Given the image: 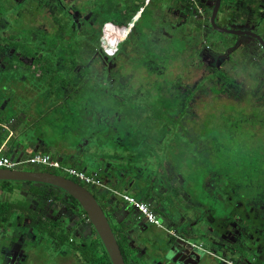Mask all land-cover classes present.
I'll list each match as a JSON object with an SVG mask.
<instances>
[{
    "label": "flooded vegetation",
    "instance_id": "flooded-vegetation-1",
    "mask_svg": "<svg viewBox=\"0 0 264 264\" xmlns=\"http://www.w3.org/2000/svg\"><path fill=\"white\" fill-rule=\"evenodd\" d=\"M17 1H19L18 8L10 10L8 4L5 3L7 8L0 9V36H2L0 37V63L3 62L5 65L13 67L16 65L20 66L34 78L45 76L47 83H49L51 75L54 74V80H60L58 93L52 92L50 86H47L46 83V96L51 98L57 97L55 95L58 94V96L60 95L59 101L61 103L71 97L72 93L78 92L76 87L70 86L69 84H71V82L75 84L83 77H91V79L94 78L97 84L100 82V84L108 85L107 88L103 89L102 87L100 89L98 88V90L104 94L110 93L116 95L114 94L116 92V90H114L115 88H111L113 84L123 89L127 88L124 82H120V78L127 75L128 71L125 65H118L116 60V56L123 43L130 41V39L140 42V45H135V48H133L135 53L138 50L140 55L149 51L147 50L148 45L150 48H153L151 47L152 44L154 46L155 44L163 43L167 47L174 37L172 27L184 24L189 17L193 16L197 18L200 23L197 32L201 30L202 34H208L209 36H195L194 42L190 43V45L187 47H180L178 50V52L180 51V58L187 54L188 59L187 57L186 59L189 64H191L190 60L192 58V61L196 59L205 62L208 68L211 69V72H209L206 77L208 79H222V85L219 91L223 90L222 86L224 85H234L236 90H238V96L231 100H243V102L248 100L251 102L250 115L246 116V119H242V122L236 123L235 126L237 128L242 127L244 130H246L247 127H252L254 136L261 133V130L258 129V131L255 129L259 128L260 125L264 123V44H262L257 37H260L264 43V0H219V6L215 13L216 25L219 28L232 29L236 32L220 31L212 25L211 17L217 0H108V6L109 2L112 3L111 14L113 16L110 19V16L101 19V21L94 26L87 22L84 24L78 23V12L73 9L69 12L67 9L61 8V6L57 4V0H45L44 2H34V0ZM127 6H136L137 10L130 21L124 25H118L114 21L115 15L120 10L125 11ZM1 10H4L6 15H3ZM44 10H48L49 14H44L46 21L42 23L41 20L37 19V16H39L37 13L41 14ZM143 11L150 12L148 20H146L147 12L145 15L141 16ZM37 20H39L38 23L40 25H44V28L36 31ZM146 23L150 24V26L147 27L145 25ZM159 23L171 24L170 29L168 27L160 29ZM99 26L102 28V35L100 38L97 33ZM41 33H46V39L52 36H64L62 41L63 44L55 46L46 45V39L43 40L44 37L39 35ZM223 33L229 36H220ZM48 34H51V36H47ZM178 34L180 36L177 37H186L185 33L182 34V32H179ZM36 35L41 36V39L38 40L34 38ZM89 36L90 38L92 37V40H90ZM109 36L111 39L117 40L113 45H111V40H107ZM212 36L215 37L213 38ZM144 38L145 40L141 42V39ZM19 42L22 44H17ZM114 44L115 48H113ZM35 45H38V47L42 49L40 55L45 57L40 63V66L45 69V73H39L38 77H36L33 71L34 67L32 69L30 68V66L32 67L34 65V62L25 53L29 48L33 50ZM62 46H64V48H61ZM110 46H112V48L107 52L105 47L110 48ZM100 47L104 50L106 58L100 55V51H102ZM192 53L196 57H191ZM137 55L136 53V56ZM59 58L62 59L61 62L58 61ZM88 59L91 60L88 62L90 65H86L85 63ZM157 62V66H155L156 69L165 68L161 66L158 60ZM228 66L231 70H234L233 74L242 75V78H240V80H235L238 76L233 77L231 73L226 70ZM21 68H19V71H22ZM88 68H90L89 72L87 70ZM81 72L86 73V75L84 74V76H82ZM222 73L225 74L222 75ZM229 75L233 77L234 84L223 81L224 76L229 77ZM73 77H75V80H72ZM66 78H69V80L67 81ZM129 79H131V77H129ZM182 81H184L183 77ZM251 81H253V84L250 85ZM60 82L64 84L61 85L62 83ZM186 83L188 87H184L185 85H178L177 88H175L176 90H174L177 92L178 88H182L185 92V94L181 95L182 97L190 95L189 87L194 86V84L188 82V79ZM63 87L68 91H70L72 87V93L68 92V94L65 95L63 93L64 91L60 92V89ZM162 87L163 84L160 83L158 88ZM244 89H248L249 93L251 92L247 97L245 93L246 90L242 92ZM219 91L215 94L218 95ZM134 92L138 93L139 88L135 87ZM178 92L177 94L179 96L180 92ZM195 92L196 91L190 95L193 101L194 99L196 100V97H194ZM203 93L199 94L198 97L200 95L205 96ZM29 104H34V101H29ZM52 104L53 107L47 108L46 114H61L52 112V110L58 106L54 105V103ZM158 109L160 108H156L155 110ZM70 111L73 110L70 109ZM256 111H260L261 114L259 115ZM68 113L70 112L68 111ZM188 120V123L192 122V119L188 118ZM187 138L190 137L188 136ZM48 155L51 158L57 159L50 154ZM163 158L166 159L162 168L164 176L171 181L172 185L169 186L171 187V191H174L164 194L162 199L165 201V206L156 205L155 202H153L154 200L152 201L154 203L153 205L148 199L139 200L133 197L147 204L148 209L156 221V223L150 222L144 215L139 213L138 209L134 206L140 214V224H143V228H147V231H141L139 234L141 242L148 246L145 250V259L139 260L136 253L124 246L119 231L111 222L104 204L97 195L92 192L100 203L112 227L125 264H175L170 261V259H165L160 252V238L167 232L185 234L188 238L194 239L200 249L203 250V254H201V259L199 261L197 259L192 260L189 261L188 264H216L213 262L214 256L212 252H216L221 256L222 254H226L228 250L232 251L240 248L243 242L249 240L248 220L245 219L247 215L244 210H251V208L264 205V192H259L260 189L258 188H253V190L249 185V187L244 188V190L251 192V194H247L246 192H235L236 189L234 188H232L234 192L230 194V192L226 191V184L229 181H221L218 186L219 190L223 191L220 194H224L225 201L224 203H220L219 207L225 214H219V216H217V208H214V205L209 204L204 207L203 203L205 202L201 201L198 196L186 192L188 187L186 183L189 182L180 183L178 185V190L173 187L174 183L178 184L174 182L177 180L172 176L171 164L167 160L166 155H163ZM182 158L185 161L187 160V157ZM57 160L63 164L59 159ZM41 167L42 166L37 165H23L19 168L39 169ZM168 167H170V170ZM58 174L65 175L78 181L74 177L63 172ZM91 176L99 180L100 184L97 185L105 186L97 175L94 174ZM211 181L208 180V183H212ZM83 185L87 187L89 184ZM108 189L111 191L113 190L109 187ZM52 191L54 192L53 196L48 199L32 195L29 192L33 197L42 200V204H40V206H34L30 201L23 199L22 202L27 203L30 212L25 214L14 209L16 212L11 216V219L3 226L0 223V256L21 260L26 254L24 249L26 250L28 247H41L46 244L47 240H50V242H47V245L50 247L52 245L54 249H63V254L65 253L69 258L73 257L72 255L75 254L77 259L81 260L83 264H91L85 259L84 249L87 250L88 247H90L96 251V254L97 251H100L101 254L103 253L100 246L97 244L94 245V240L99 239V237L88 220L86 213H82V208L75 206L71 199L67 197V192L64 190L53 186ZM113 191L115 193L118 192L116 190ZM5 193L2 191V194ZM26 193L28 192H20L23 198L26 197ZM20 194H18V196ZM222 195L219 198H221ZM239 197L247 198L243 205H237V198ZM49 201L52 203L49 204ZM57 202H61L62 204L58 203L54 206L57 210L52 213V211H49V207ZM32 212L39 216L43 214L42 218H46V222L40 225L37 221H32ZM211 215L212 219L209 218ZM202 225H205V228L201 230ZM56 226L57 231L55 235H51L49 229ZM24 229H26L25 232H23ZM78 230H81L82 233L80 239L77 237V235H79ZM156 230H160L161 233L164 231L165 233L158 236L155 234ZM243 231H246V234L243 233ZM65 233L68 235H62ZM150 235H152L151 238L149 237ZM217 236L219 237L218 240L215 238ZM128 237H130V234ZM260 238L261 236L259 239ZM32 239L35 241V244H33ZM101 244L106 251L102 242ZM67 249L69 251H67ZM230 257L235 259L231 254ZM109 261L111 263L110 258ZM16 263L17 261H14V264ZM93 264L96 263L94 262Z\"/></svg>",
    "mask_w": 264,
    "mask_h": 264
},
{
    "label": "rangeland",
    "instance_id": "rangeland-1",
    "mask_svg": "<svg viewBox=\"0 0 264 264\" xmlns=\"http://www.w3.org/2000/svg\"><path fill=\"white\" fill-rule=\"evenodd\" d=\"M36 1L44 2L45 0H34V2ZM57 4L60 5L61 8L67 9L69 12L72 9L78 12V23L81 24L87 22L94 26L101 21V19H105L108 16H110V19L113 16L111 14L112 3L109 2L108 6V0H57ZM1 11L3 15H6L4 10ZM45 13L47 15L49 11L44 10L41 14L37 13V15H39L37 19L41 20L42 23L46 21ZM148 19L149 15H146V20ZM39 20H37L36 23V31L44 28V25L38 23ZM170 26L171 24L159 23L160 29L167 27L170 29ZM199 26L200 23L197 18L193 16L189 17L184 24L172 27L174 37L167 47L163 43L155 44L154 46L152 44L151 47L154 49L150 48L148 45L147 50L149 51L142 55L139 54L140 52L138 53V50L136 51L138 54L137 56L134 50L131 52L129 51L135 48V45H140V42L130 39V41L123 43L116 56V60L118 65H125L128 71L127 75L120 78V82H124L127 88L123 89L113 84L111 88H115L114 90H116V92L114 94H116V96L118 95L119 99L109 96L108 101H106L105 94L99 91L98 88L100 89L103 87V89H105L108 85L100 84V82L98 86L92 85L91 91H94L93 96L95 97V101L92 103L86 101L83 107H88L84 110L92 108L98 111L99 109L105 108V105H109L108 108L111 109V104H113V109L116 112L124 109H126L125 111L127 112H149L152 110L154 111L156 108H160L164 115L162 116L163 118L160 117L158 119L157 122L159 126L153 135L154 139L157 140V148L162 144L164 145L165 141L169 143L176 141L184 145L185 149H179L177 155L187 157V160L184 162L190 164L188 169L193 170L191 174L192 177L194 176V179L189 181L186 192L198 196L201 201L205 202L203 203L204 207L209 204L214 205L213 207L217 208V216H219V214H225L219 207L220 203H224L225 201L224 194H220L223 191H220L218 186L221 181H229L226 184V191L230 192V194L234 192L232 188L236 189L235 192H246L247 194H251V192L244 190V188H248L249 185L252 189L258 188L260 189L259 192H264V123L261 124L259 128L255 129L261 130V133L255 136L252 132V127H247L246 130L242 127L237 128L235 126L236 123L242 122V119L244 120L246 116L250 115L251 102L248 100H245L246 102H243V100H231L238 96V90H236V87L232 84L222 86L223 90L219 91L222 85V79H208L206 76L211 72V69L208 68L205 62L196 59L192 61V58L190 60L191 64H189L187 61V54L180 58V51L178 52L180 47H187L190 45V43L194 42L195 36H209L208 34H202L201 30L197 32ZM179 32H182V34L185 33L186 37H177L180 36L178 34ZM97 33L100 38L102 35L101 26L98 27ZM39 35L44 37L43 40L46 39V33H41ZM47 36H51V34ZM220 36L229 35L223 33ZM212 37L214 38L215 36ZM34 38L39 40L41 36L36 35ZM109 38L110 36L108 39ZM90 40H92V37ZM143 40H145V38L141 39V42ZM61 48H64V46ZM101 50L102 51L99 50L100 55L106 58L104 50L102 48ZM217 50L222 51L220 49ZM191 57L196 56L192 53ZM157 60L161 63V66L165 68L156 69ZM58 61L61 62L62 59L59 58ZM89 61L91 60L88 59L85 61L86 65H90L88 63ZM87 70L89 72L90 68ZM226 70L231 73L233 77L238 76L235 80H240V78H242V75L233 74L234 70H231L229 66L226 67ZM81 74L82 76H84V74L86 75L84 72H81ZM224 74L225 73H222V75ZM231 75H229V77L224 76L223 81L234 84ZM129 77L133 79L131 80ZM182 77L184 81H182ZM66 79L67 81L69 80V78ZM73 79L75 80V77H73L72 80ZM187 79L190 84H194L193 87H189L190 95L196 91L194 93L196 100L194 99V101L190 95L181 96L185 94L182 88L177 89L180 92L177 91L179 96L177 92L174 91L178 85H185L184 87H188L186 83ZM92 80L95 83L94 78H92ZM115 82L118 81L116 80ZM160 83L163 84L162 88H158ZM251 84H253V81H251L250 85ZM77 85V96H75L74 99L65 100L63 103L59 101L57 108L52 110L53 113L58 112L62 114V112H64L66 114L70 109L75 112L78 110L81 100H84L83 98L87 97L91 92L86 85L83 88L80 84ZM135 87L139 88L138 93L134 92ZM248 89L242 90V92L246 90V97L251 93H249ZM217 91H219L218 95H216ZM202 93L205 96L200 95L198 97V95ZM55 96L60 97L58 94ZM256 112H258L259 115L261 114L260 111ZM63 117L64 121L61 122L62 128L63 126L69 125L70 118H72L69 114ZM188 118L192 119L191 123L187 122ZM138 124V129L143 131L144 135L148 136L147 133H150V135L153 133V128L149 130L150 128L144 126L143 121ZM49 131L50 128L46 127V132ZM187 135L194 138V140L188 139ZM158 149L160 150H157L156 157H153L156 160H159L163 154L168 152L167 149ZM147 151L148 153L151 151L149 146L142 150L140 157H146L144 154H146ZM182 167L184 166L180 165V168ZM168 168L170 170V167ZM184 168L187 169V166ZM208 180H212V183H208ZM174 182L177 183V181ZM28 187L29 185L27 183H23L21 189L12 194L5 192V194H2L3 190L0 188V199L6 198L15 202H18L17 200L23 201V199H26L30 201L32 205L40 206L42 200L39 198L33 197L29 192L25 194L26 197L24 198L20 194L22 191H27ZM87 187L90 191H94L92 185H87ZM18 194L20 195L18 196ZM221 195L222 197L219 198ZM246 200L247 198H237V205H243ZM48 203L51 204L52 202L49 201ZM58 203L61 202L53 203V205L49 207V211H52V213L55 212L57 209H55L54 206ZM209 218L212 219V215ZM25 230L26 229H24L23 232H25ZM245 232L246 231H243V233ZM164 233V231L161 233L160 230H156L155 234L161 236ZM215 238L218 240L219 237L217 236ZM42 246L43 247L38 248V250H42V264H46L48 259L46 258V250L50 249V246L47 244Z\"/></svg>",
    "mask_w": 264,
    "mask_h": 264
},
{
    "label": "crops",
    "instance_id": "crops-1",
    "mask_svg": "<svg viewBox=\"0 0 264 264\" xmlns=\"http://www.w3.org/2000/svg\"><path fill=\"white\" fill-rule=\"evenodd\" d=\"M5 3L10 10L19 6L17 0H0V9L7 8ZM19 68L21 67L17 65L13 67L0 63V154L7 155L13 160H21L35 153H48L63 164L76 167L89 175H97L106 187L89 184L94 189L92 192L104 204L111 222L119 231L124 246L136 253L139 260L145 259V250L148 246L141 242L139 234L141 231H147V228H143V224H140L139 210L126 202L120 194H127L139 200L148 199L153 205L155 202L158 206H165V201L162 199L164 194L174 191H171L169 185L172 183L164 176L162 169L166 159L163 156L159 160L154 159L157 150H160L158 148L168 149L163 155H166L170 162L172 176L177 180L178 184L174 183V188L178 190L180 183L194 179L191 174L193 170L188 169L190 164L184 162L182 156L177 155L180 148H185L184 145L172 141L157 148V140L153 135L159 126L158 119L164 115L162 110L127 112L124 109L116 112L113 104L111 109L108 108L109 105H105V108L98 111L92 108L84 110L88 108L83 107L86 101L88 103L95 101L94 91L92 92L91 89L92 85L98 84L94 83L91 77H83L75 84L72 82L69 84L76 88L77 84L82 88L86 85L91 92L81 100L78 110L76 112L69 110L70 113L62 112L59 115L46 114L47 108L53 107L52 103L58 105L60 97L46 96L45 76L34 78L23 68L19 71ZM71 90L68 91L63 87L60 92L64 91L66 95L68 92L72 93ZM77 93H72L67 100L74 99ZM105 96L106 101L109 96L119 99L118 95L110 93ZM31 100L34 104H29ZM67 114L72 118L69 125L62 128L63 116ZM141 121L144 122L145 127L150 128L149 130L153 128L151 135L147 133L146 136L138 129V123ZM46 127L50 128L49 132H46ZM188 139L194 140L192 137ZM147 146L151 151L149 153L147 151L144 154L146 157L141 158L140 153ZM180 165L187 166V169L180 168ZM108 187L118 192L115 193ZM244 212L247 215L245 219L248 220L249 240L247 242L244 240L245 242L238 249L228 250L229 255L226 256L231 258L230 254L233 255L235 259L231 258V260L238 264H264V205ZM203 228L205 225H202L201 230ZM78 234L77 237L80 239L81 230H78ZM32 242L35 244L33 239ZM47 242L50 240H47L46 244ZM38 248L40 246L24 249L26 254L21 260L0 256V264H14V261H17L16 264H42V250ZM246 250L249 255L242 254ZM63 252V249H54L51 245L50 249L46 250V258H48L46 264L48 262V264H83L75 254L69 258ZM240 253L246 259L240 257Z\"/></svg>",
    "mask_w": 264,
    "mask_h": 264
},
{
    "label": "water",
    "instance_id": "water-1",
    "mask_svg": "<svg viewBox=\"0 0 264 264\" xmlns=\"http://www.w3.org/2000/svg\"><path fill=\"white\" fill-rule=\"evenodd\" d=\"M219 6L217 0L211 22L212 25L220 31L236 32L232 29L219 28L215 23V13ZM262 44L263 41L257 37ZM0 180H14L23 182L43 183L58 187L67 192L73 197L85 211L88 220L92 224L99 239L103 243L112 264H125L117 238L112 230V227L94 194L85 185L70 177L62 174L54 173L48 170L39 169H23V168H0ZM160 252L165 259L175 264H188L192 260H200L203 250L192 238H188L185 234H177L167 232L161 238ZM242 254L249 255L248 250ZM241 253L240 257L246 259ZM213 262L216 264H238L234 263L227 256L222 254L219 256L216 252H212ZM227 255V256H226Z\"/></svg>",
    "mask_w": 264,
    "mask_h": 264
},
{
    "label": "trees",
    "instance_id": "trees-1",
    "mask_svg": "<svg viewBox=\"0 0 264 264\" xmlns=\"http://www.w3.org/2000/svg\"><path fill=\"white\" fill-rule=\"evenodd\" d=\"M137 7H129L127 6L125 8V11H118V13L115 15L114 21L115 23H117L118 25H124L126 24L128 21L131 20V18L133 17L134 13L136 12ZM147 12V15H150L149 11H143L141 13V16L145 15V13ZM147 27L150 26V24L146 23L145 24ZM141 26V25H140ZM143 27V26H141ZM140 27V28H141ZM64 36H52L46 39L45 44L46 45H50V46H55V45H60L63 44ZM17 44H22L21 42L17 43ZM45 45V46H46ZM42 49L40 47H38V45H35L33 47V50H31L29 48L28 51H26L25 53L32 59V61L34 62V65L30 68L32 69L34 67V73L36 75V77H38L39 73H45V69L40 66V63L45 59V57L41 54ZM54 74L51 75L50 81L49 83H47V86H50L51 91L53 92H57L58 93V88L59 86V82L54 80ZM57 85H55V84ZM56 86V90L54 89V87ZM173 139V138H172ZM40 170H49L51 172L54 173H60L59 170H52L51 168H44L41 167L39 168ZM23 183H27L29 185L27 192H30L32 195L38 196V197H45L46 199H48L49 197L53 196V186L48 185V184H43V183H36V182H23V181H14V180H0V188L3 190V192H9V193H13L15 191H19L21 189V186ZM67 197L69 199H71L72 203L80 208L79 203L73 198L71 197L68 193ZM17 211L21 212V213H25L28 214L30 212V208L27 205V203L22 202V201H12L9 199H0V223L2 224V226L11 219V216L14 214V212ZM82 213L85 214V212L81 209ZM30 215V214H29ZM43 214H41L40 216L36 213L32 212L31 215V219L32 221H37L38 223L43 224L44 222H46V218H42ZM53 226V225H52ZM57 226L56 227H52L51 229H49V232L51 233V235H55L56 231H57ZM42 231V230H41ZM62 235H68L67 233L62 234ZM97 238V237H96ZM97 244L98 246L101 247V249L103 250L102 254L100 251H97V254L95 253L96 251L90 247H88L87 250H85L84 248V254H85V259L90 262L91 264H93L94 262L96 264H111L108 258V255L106 253V251L104 250L101 242L99 239L94 240V245ZM90 246V244H89ZM96 249V248H95ZM95 256V257H94ZM94 257V258H93Z\"/></svg>",
    "mask_w": 264,
    "mask_h": 264
},
{
    "label": "built area",
    "instance_id": "built-area-1",
    "mask_svg": "<svg viewBox=\"0 0 264 264\" xmlns=\"http://www.w3.org/2000/svg\"><path fill=\"white\" fill-rule=\"evenodd\" d=\"M111 48L112 46H110V48L105 47V49L108 50V51L106 50L107 52H109ZM113 48H115V45L113 46ZM23 165H37L51 169H56L59 170L60 172H63L65 174L74 177L83 184H93V183L100 184L99 180L95 179L93 176L86 174L84 171L79 170L75 167L63 165L57 159L51 158L48 154L35 153L21 160H13L7 155L0 154V168L13 169V168H19ZM120 195L126 202L135 206L139 210V212L142 215H144L146 219H148L152 223H156L146 203L142 201H138L133 197L125 194H120Z\"/></svg>",
    "mask_w": 264,
    "mask_h": 264
},
{
    "label": "bare ground",
    "instance_id": "bare-ground-1",
    "mask_svg": "<svg viewBox=\"0 0 264 264\" xmlns=\"http://www.w3.org/2000/svg\"><path fill=\"white\" fill-rule=\"evenodd\" d=\"M116 33V32H115ZM107 40H111L112 41V43H111V45H113V43H115V41H117V40H113V39H111V38H107ZM115 45V44H114Z\"/></svg>",
    "mask_w": 264,
    "mask_h": 264
}]
</instances>
